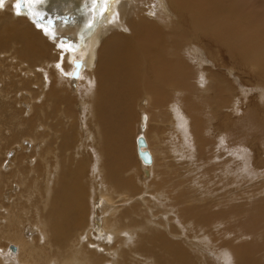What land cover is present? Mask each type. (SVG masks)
<instances>
[{"label":"bare ground","instance_id":"bare-ground-1","mask_svg":"<svg viewBox=\"0 0 264 264\" xmlns=\"http://www.w3.org/2000/svg\"><path fill=\"white\" fill-rule=\"evenodd\" d=\"M16 2L0 6V264H264V223L241 215L259 201L231 192L264 175V1ZM140 95L143 164L126 144ZM209 182L225 202L194 198Z\"/></svg>","mask_w":264,"mask_h":264},{"label":"rangeland","instance_id":"rangeland-1","mask_svg":"<svg viewBox=\"0 0 264 264\" xmlns=\"http://www.w3.org/2000/svg\"><path fill=\"white\" fill-rule=\"evenodd\" d=\"M257 1V0H256ZM261 1H264V0H261ZM259 2V0H258ZM262 3V2H261ZM44 16V15H43ZM43 18V17H42ZM228 64H230L229 61H227ZM246 69V70H245ZM243 69L244 72L246 73H242L243 76L241 77L240 79V85L242 88H252L253 89V74L251 73V75L249 74V70L247 68ZM242 71V72H243ZM236 74V73H235ZM247 74V75H245ZM250 77V78H249ZM240 78V77H239ZM251 80V81H250ZM3 82V81H2ZM0 81V87L2 88L3 86V83ZM252 82V83H250ZM252 91V92H251ZM248 97H249V100H243V106H242V111H244V113L246 112V110L248 109L246 107L245 109V106L248 104V101H249V104L251 101H255V104H256V108L259 109L260 107V104H259V101L257 100L256 96H257V93H255L253 90H249L248 91ZM143 94V93H142ZM141 96V95H140ZM142 97H137V100L136 102L134 103L135 104V108L133 109V117L132 119L130 120L129 124H130V127L132 128V125L134 123V121L137 120L136 124H135V131H137V134L135 135V139L134 138H131L129 137V139H127L126 141V144H127V148H128V151H127V154L129 155L130 159L131 160H135L137 161V163H141L143 164L141 158L138 156V152H137V138L139 136H143V138L145 139L146 143H147V148L149 149L150 146L148 144V141L147 139L145 138V135L146 134H143V132H141L140 130V126L143 125V130L145 131L146 130V118L142 117L141 116L143 114L146 115V108H145V102L144 100L142 101ZM142 101V102H141ZM77 102V101H76ZM261 103V102H260ZM132 104V106L134 105ZM141 106V107H140ZM132 108V107H131ZM255 108V109H256ZM140 109V110H139ZM241 122L244 126L245 124V121L244 117H241ZM145 119V120H144ZM142 120V121H141ZM247 120V119H246ZM143 123V124H142ZM171 126V125H169ZM149 128H153V124L151 123L149 125ZM264 129V126L262 127ZM261 128V129H262ZM132 130V129H131ZM134 133V130H132L131 134L133 135ZM130 135V136H132ZM242 135L240 137V140L245 142L247 140H251L252 138H256L258 137V135L255 133L254 129L253 128H250L245 134H240ZM120 136V135H119ZM118 136V138H120ZM117 138V139H118ZM131 138V139H130ZM134 139V140H133ZM129 140V141H128ZM133 142H132V141ZM131 141V142H130ZM264 141V140H263ZM128 142V143H127ZM26 146V143L24 144ZM257 147V148H256ZM264 146L261 145V148H263ZM40 148V147H39ZM260 148L258 145L255 146V151L256 149ZM30 149L28 148L27 149V152L29 153ZM262 154L264 155V152H262ZM256 155L259 157L258 153L256 152L255 154V158H256ZM10 157V156H8ZM257 157V158H258ZM256 158V159H257ZM170 159H172L170 157ZM177 161H180L182 159L180 158H177L176 159ZM145 165V164H144ZM148 165V164H147ZM177 166L180 165V163H177L176 164ZM182 165V164H181ZM184 169L185 167L184 166H181L179 167L178 166V170L181 172H183L182 169ZM182 174V173H181ZM263 176V177H262ZM261 180H257V181H252L253 183L250 182V180H245V179H241L239 181H235L233 183L234 186H232L231 188V192H235L236 194L234 195H237L239 197V201L240 202H243L245 203L246 205L250 204L251 202H257L259 201V204H260V207H258V210L254 211V212H245L242 215V218H245V217H252V218H255V219H261V222L264 223V175H262ZM182 179H184V177H182ZM215 179V175H210V181H213ZM190 183L189 184H192L193 182H191V180H189ZM228 187H224V186H220V185H214L212 182H209L207 185L205 186H197L195 187V189L193 190V196L194 198H196L197 200L199 199H205L206 202L209 206H212V205H215V204H219V203H223L225 202V199H223L222 201L221 198L226 195L225 191L227 190ZM200 201V200H199ZM264 228V226H263ZM262 253V254H261ZM259 255L262 256V258H264V246L260 248L259 250ZM257 260L259 262H262L264 263V259H260L258 257H256Z\"/></svg>","mask_w":264,"mask_h":264},{"label":"water","instance_id":"water-1","mask_svg":"<svg viewBox=\"0 0 264 264\" xmlns=\"http://www.w3.org/2000/svg\"><path fill=\"white\" fill-rule=\"evenodd\" d=\"M79 67H80V63H77L76 68L73 72L74 76L77 75L78 71H79ZM146 146V142L145 139L143 138V136H139L137 138V152H138V156L141 158V160L145 163H150L151 162V155L148 152V150L144 149V147Z\"/></svg>","mask_w":264,"mask_h":264},{"label":"snow or ice","instance_id":"snow-or-ice-1","mask_svg":"<svg viewBox=\"0 0 264 264\" xmlns=\"http://www.w3.org/2000/svg\"><path fill=\"white\" fill-rule=\"evenodd\" d=\"M28 2H31V3H43L44 0H17L15 7L18 9V11H17L18 15L21 14V12L19 11L20 4L21 3H28ZM92 2L96 3L97 0H92ZM3 4H4V0H0V6H3ZM104 11H107V9H104ZM35 15L39 16L41 14L40 13H35ZM49 23L51 24V23H54V22L53 21H49ZM37 26L38 27H42L41 25H37ZM43 30L47 34L48 29L44 28ZM60 47H65V45L61 44ZM109 239H111V238H109ZM229 259L230 258L226 256V260H229Z\"/></svg>","mask_w":264,"mask_h":264}]
</instances>
